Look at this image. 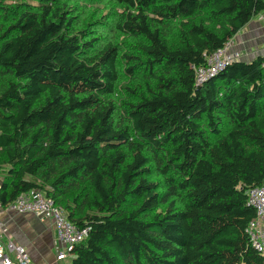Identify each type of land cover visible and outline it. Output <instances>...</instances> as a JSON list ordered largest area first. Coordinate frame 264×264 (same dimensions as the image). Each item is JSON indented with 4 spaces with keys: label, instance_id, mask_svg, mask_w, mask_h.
<instances>
[{
    "label": "trees",
    "instance_id": "obj_1",
    "mask_svg": "<svg viewBox=\"0 0 264 264\" xmlns=\"http://www.w3.org/2000/svg\"><path fill=\"white\" fill-rule=\"evenodd\" d=\"M264 0H0V200L44 190L63 264H264V55L195 66Z\"/></svg>",
    "mask_w": 264,
    "mask_h": 264
},
{
    "label": "built area",
    "instance_id": "obj_2",
    "mask_svg": "<svg viewBox=\"0 0 264 264\" xmlns=\"http://www.w3.org/2000/svg\"><path fill=\"white\" fill-rule=\"evenodd\" d=\"M235 44V39L232 37L221 47L210 53H204L205 64L194 67L195 85H201L228 64L242 59L243 52L236 48ZM247 200L255 209V216L248 222L245 232L252 247L264 256V182L247 190ZM5 209L16 213L32 212L42 219H52L57 239L63 245L56 255L57 260L74 257V247L88 236L90 230L89 226L79 227L71 222L64 209L55 204L54 200L41 189L22 192L7 206H3L0 200V215ZM2 228L3 222L0 218V232ZM0 264L36 263L32 262L24 245L11 239L4 240L0 233Z\"/></svg>",
    "mask_w": 264,
    "mask_h": 264
},
{
    "label": "crops",
    "instance_id": "obj_3",
    "mask_svg": "<svg viewBox=\"0 0 264 264\" xmlns=\"http://www.w3.org/2000/svg\"><path fill=\"white\" fill-rule=\"evenodd\" d=\"M234 39L235 47L243 52V60H250L258 54L264 55V10L241 28ZM0 218L3 222L0 232L3 239L24 245L32 262L63 264V260L56 258L63 245L57 239L52 219H42L32 212L16 213L6 209Z\"/></svg>",
    "mask_w": 264,
    "mask_h": 264
},
{
    "label": "rangeland",
    "instance_id": "obj_4",
    "mask_svg": "<svg viewBox=\"0 0 264 264\" xmlns=\"http://www.w3.org/2000/svg\"><path fill=\"white\" fill-rule=\"evenodd\" d=\"M248 61V60H247Z\"/></svg>",
    "mask_w": 264,
    "mask_h": 264
}]
</instances>
